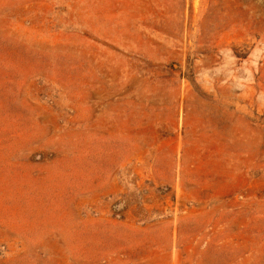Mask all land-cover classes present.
Returning <instances> with one entry per match:
<instances>
[{"label":"rangeland","instance_id":"rangeland-1","mask_svg":"<svg viewBox=\"0 0 264 264\" xmlns=\"http://www.w3.org/2000/svg\"><path fill=\"white\" fill-rule=\"evenodd\" d=\"M0 264H264V0H0Z\"/></svg>","mask_w":264,"mask_h":264}]
</instances>
